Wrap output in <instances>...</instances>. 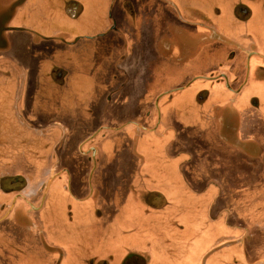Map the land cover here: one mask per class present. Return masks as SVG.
Masks as SVG:
<instances>
[{
    "label": "crops",
    "instance_id": "1",
    "mask_svg": "<svg viewBox=\"0 0 264 264\" xmlns=\"http://www.w3.org/2000/svg\"><path fill=\"white\" fill-rule=\"evenodd\" d=\"M263 77L264 0H0V264H264Z\"/></svg>",
    "mask_w": 264,
    "mask_h": 264
},
{
    "label": "flooded vegetation",
    "instance_id": "2",
    "mask_svg": "<svg viewBox=\"0 0 264 264\" xmlns=\"http://www.w3.org/2000/svg\"><path fill=\"white\" fill-rule=\"evenodd\" d=\"M258 70H260V69H258ZM219 79H224V77H220ZM241 84H242V82H240L239 85H241ZM123 90H124V85L120 86L118 88V90H116L115 92L113 91L112 94H123L124 93ZM259 127H264V120H263L262 124L255 125L253 129H258ZM251 133L261 134V136L264 137V128L258 129V130H251ZM246 136H249V134H246ZM92 163L93 162H91L89 164V166H90L89 170L85 171V175L88 174L89 171H92V167H93ZM2 181H3V185L5 186V188H9V187H13V186L20 188V187H24V185L26 184V181L24 180V178L17 176V175L16 176L14 175L12 177H7V178L3 179ZM2 181H1V183H2ZM84 181H85V183H87L89 180H88V178L85 179V177H84ZM6 193H7V190H6ZM16 234H17V236L15 237L16 240H15V242H14L15 244L13 246L16 247L18 249V251H20L19 248H28V250L34 249L33 246H35L39 243L38 240H36L37 236L27 234V230L22 229L20 227H16ZM24 234H27V235H24ZM16 260L17 259H15V262H16ZM17 264H25V263L20 258L19 260H17Z\"/></svg>",
    "mask_w": 264,
    "mask_h": 264
},
{
    "label": "rangeland",
    "instance_id": "3",
    "mask_svg": "<svg viewBox=\"0 0 264 264\" xmlns=\"http://www.w3.org/2000/svg\"><path fill=\"white\" fill-rule=\"evenodd\" d=\"M182 199H185V198H182ZM186 199H187V200H189V198H188V197H186ZM186 199H185V200H186ZM260 241H261V240H260ZM260 241H259V242H260ZM261 243H262V242H261Z\"/></svg>",
    "mask_w": 264,
    "mask_h": 264
}]
</instances>
